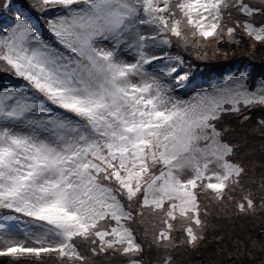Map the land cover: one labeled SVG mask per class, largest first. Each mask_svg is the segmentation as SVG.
<instances>
[{
	"label": "snow or ice",
	"instance_id": "obj_1",
	"mask_svg": "<svg viewBox=\"0 0 264 264\" xmlns=\"http://www.w3.org/2000/svg\"><path fill=\"white\" fill-rule=\"evenodd\" d=\"M9 11L0 27V257L264 264V241L219 215L264 214V74L250 83L253 72L238 69L191 88L192 66L170 51L181 45L199 59L205 42L247 37L255 59L264 0H0V15ZM32 12L44 15V31ZM20 222L23 240L8 235Z\"/></svg>",
	"mask_w": 264,
	"mask_h": 264
},
{
	"label": "trees",
	"instance_id": "obj_2",
	"mask_svg": "<svg viewBox=\"0 0 264 264\" xmlns=\"http://www.w3.org/2000/svg\"><path fill=\"white\" fill-rule=\"evenodd\" d=\"M13 15L14 13L12 11L0 15V27L4 24L10 23ZM29 15L32 16L35 21L37 19L44 25V15L39 12H32ZM244 41V43L233 44L221 43L219 46L216 45L215 41L210 44H201L198 49L201 54V58L199 59L191 50H186L181 45H175L172 48V54L182 56L185 61L192 66L193 71L195 72V79L213 80L214 75L223 78L225 75L235 73L238 69L247 68L253 72L251 82L254 83L261 78L262 74H264V45L258 43L255 45L256 58L253 59L249 55V44L252 42L247 37H244ZM211 47H216L217 49L223 48L228 54L227 58L220 62L208 60L204 53L209 52ZM0 76H3V74H0ZM6 77L7 76H3V78ZM258 115H260L259 112L253 113V121ZM229 122L233 127L237 128L238 136L244 135L245 130L238 126L235 119H230ZM249 143L255 147L257 154H259V141L250 136ZM219 215L221 222H224L226 219H232L236 226V230L242 232L246 237L252 236L264 241V214H258L256 218L235 219L231 208H229L220 211ZM142 231L143 229H141V232ZM202 251L207 252L210 251V249H202ZM178 260H182L183 264H200L202 257L198 255L183 256L178 257ZM0 264H12V262L6 257H0ZM19 264H26V262L22 260ZM49 264H53V262L49 261ZM115 264H123L122 259L118 258L115 261Z\"/></svg>",
	"mask_w": 264,
	"mask_h": 264
},
{
	"label": "rangeland",
	"instance_id": "obj_3",
	"mask_svg": "<svg viewBox=\"0 0 264 264\" xmlns=\"http://www.w3.org/2000/svg\"><path fill=\"white\" fill-rule=\"evenodd\" d=\"M31 18H32L33 23H36L37 26L41 29V31H44V25L37 19L35 21L32 16H31ZM44 34L46 36L48 35L46 32ZM211 42H213V40H210V41L205 42V43L210 44ZM204 55L206 56V58L208 60L218 61V62H220L222 60H225L227 58V56H228L227 52L223 48L217 49L216 47H211L209 52H205ZM225 76H227V75H225ZM221 80H222V77L219 78L217 75H214L212 83L207 84L205 82V80H203V82L200 81V80H196L197 84L194 87L191 86V88H195L196 86H203L204 88H207L210 85L215 84V83H217L218 81H221ZM250 83H252V82L250 81ZM190 94L191 93L188 90H182L180 92V95L185 96V98H187V95H190ZM8 235L14 236L17 240H23L24 237H25V226L23 225L22 222L17 223V226L10 233H8ZM29 244H30V242H29Z\"/></svg>",
	"mask_w": 264,
	"mask_h": 264
}]
</instances>
